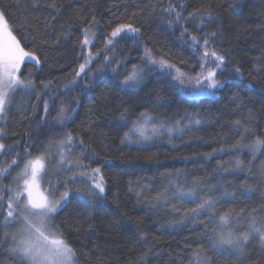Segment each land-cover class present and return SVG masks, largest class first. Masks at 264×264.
I'll return each instance as SVG.
<instances>
[{"label":"trees","instance_id":"16d2710c","mask_svg":"<svg viewBox=\"0 0 264 264\" xmlns=\"http://www.w3.org/2000/svg\"><path fill=\"white\" fill-rule=\"evenodd\" d=\"M45 2L46 0H0V7L7 14L9 26L16 29L15 34L18 37L23 35L36 38L34 45L27 44L23 39L21 42L27 50L35 51L42 62L38 68L32 62L25 63L21 68L22 78L32 79L36 90L27 96L15 94L7 113V121L0 125L9 133L4 140L5 144L20 141L15 152L0 155V169L7 168L17 153L23 156L25 142L29 140L33 145L28 150L35 156L43 151L41 145L46 144L49 138L61 139L62 131H71L74 136L80 135L98 153L96 159L99 161L97 163L86 154L81 163L101 168L108 181V199L106 202L93 204L87 197L73 192L69 197L70 203L56 216L55 222L62 229L68 243L76 250L79 264H137L138 259L145 254L143 264H189L192 251L198 244H203L205 249L210 247L202 235L205 229L200 223H207V217L200 216L193 220L190 215L184 216L197 204L190 198L179 199L174 193L154 207H150L148 201L155 204L152 198L165 188H169L171 192L172 180H176L185 191L192 186L194 180L214 185L219 176L217 164L230 166L229 162L238 156L251 172L225 174V180L231 181L235 186L229 188V191L236 190L237 198H222L216 211H247L261 202L257 182L260 168L264 165V154H258L253 160L252 153L247 148L236 153L232 150V145L244 135L234 129L233 123L237 119L245 121L249 110L254 117L250 127L264 139V93L259 88L249 90L244 87L253 76L257 77L260 84H264V79L257 75L258 69H264V0H171L177 8L181 4L186 5L182 9L185 16L197 8L209 6L219 13V22L208 25L205 30L222 32L214 46L228 60L223 78L235 80L240 87L229 85V88L218 92L215 97L200 98L173 92L166 79L155 75H150L137 89L121 90L116 84L117 75L111 71L115 64L105 66L102 78L98 77L91 92L75 89L61 95L63 84L67 83L72 70L83 62L78 42L83 39L81 28L87 26L86 18L93 14V10L100 22L95 29L93 52L103 50L105 34L110 31L108 22L115 21L112 12L121 17L120 22L128 21L139 25L147 21L143 28L142 43H134L130 39L121 40L115 51L109 52L112 60L121 65L117 73H123L125 67L130 69L132 64H139L145 45L153 49L157 59L163 55L185 73L195 75L199 72V65L191 47L179 38L181 28L168 29L159 18L158 9L167 0H160L159 3L158 0H58L64 6V14L56 19L51 18L50 10L43 8ZM133 13H136L135 17ZM25 19L28 26L21 27ZM45 23L51 26L47 36L44 32ZM197 24L198 20H189L185 26L195 34ZM61 25L64 26L63 29ZM64 30L71 33L67 41L61 39L58 46L54 45L52 40ZM45 38L49 39L47 45L41 42ZM101 64L102 60L93 61V71ZM234 67H239L244 73L243 80L229 75ZM120 78H123L122 75ZM49 80L56 83L55 96L41 85V81ZM157 91L167 99L157 102ZM237 91L243 100L242 105L232 99V93ZM36 93L41 94L39 100L36 99ZM45 99L49 101L50 107L46 124H41ZM73 99H78L80 106L74 119L66 121V128L62 130L55 122L58 108L62 102L71 105ZM33 107L36 108L35 114L32 112ZM123 108L130 111L129 121L135 120L143 111H148L160 121H175L186 113H197L202 124L185 128L182 133H174L170 138L171 142L165 134L145 144H122L121 139L128 130L119 120L120 110ZM89 120L95 121L92 127H88ZM13 132L18 135L13 136ZM254 139L253 136H247L243 142L248 144ZM221 148L226 151L220 152ZM79 153L77 146L69 154V158L74 161L79 158ZM206 153H212V158L207 159L204 155ZM57 159L50 155L48 161L51 163L46 162L45 171L53 173L43 176L46 190V181L55 183L57 179L64 180L71 175L57 166ZM9 171L10 176L0 178V189L16 187L12 178L20 169L13 167ZM245 179L257 190L248 196H241L239 188ZM129 180H143V183H134V191L130 192ZM75 186L78 185L69 181V187ZM63 190L60 188V191ZM141 190L144 201L135 196V192ZM0 194L6 197L8 195L6 192ZM197 195L203 197L207 192L198 190ZM217 195L221 194L218 192ZM173 205L177 209L175 212ZM246 223V220L241 221L242 226ZM209 227L213 225L209 224ZM2 231L5 229L0 227V232ZM141 235L146 238L140 239ZM250 246L252 259L257 260L259 240L253 238ZM209 254L213 256L215 264H234L231 258L211 252ZM0 259L5 260L6 264H15L7 257L0 256ZM259 264H264V256H259Z\"/></svg>","mask_w":264,"mask_h":264},{"label":"snow or ice","instance_id":"6c2138e0","mask_svg":"<svg viewBox=\"0 0 264 264\" xmlns=\"http://www.w3.org/2000/svg\"><path fill=\"white\" fill-rule=\"evenodd\" d=\"M159 2L160 0H158ZM185 7L186 5L181 4L177 8L171 0H167V3L158 9L159 18L162 23L167 25L168 29L181 28L179 38L191 47L199 65V72L195 75L185 73L163 55L157 59L153 49L146 45L143 48V56L140 58L139 64H132L130 69L125 67L123 73H117V69L121 65L112 60L109 52H114L121 40L130 39L134 43H142L144 41L143 28L147 21L145 20L139 25L128 21L120 22L121 17L112 12L115 21L109 20L108 22L110 31L105 34L103 50L97 49L93 52L92 46L96 38L95 29L100 23L93 10V14L86 18L87 26L81 28L83 39L78 42L83 62L72 70L70 78H68L67 83L63 84V91L60 94L64 95L75 89L91 92L98 77L102 78L105 66L111 64H115L111 71L117 75L116 84L121 90L139 88L150 75L166 79L173 92L193 98L214 97L218 92L229 88V85L240 87L235 80L223 78L228 60L214 46V42L219 36H222V32L205 30L208 25L219 22V13L209 6L197 8L185 16L182 11ZM43 8L50 10L52 19L64 14V6L58 0H46ZM6 16L3 7H0V125L7 121V113L15 94L27 96L35 93V82L30 78H22L21 66L26 60L32 62L37 68L42 63L36 52L27 50L21 42L23 39L27 44L34 45L36 38L23 35L18 37L15 34L16 29L9 26ZM135 16L136 13H133V17ZM189 20L199 21V24L196 25L195 34L185 26ZM27 26L28 22L25 19L21 27ZM63 27L61 25L62 29ZM50 28L51 26L45 23L44 32L46 36ZM70 34L69 30H64L61 35L52 40V43L58 46L61 39L67 41ZM41 42L47 45L49 39L45 38ZM100 60L103 61V64L93 71V61L99 62ZM121 75L122 79L120 78ZM229 75H234L241 80L244 79V73L239 67H234ZM257 75L264 79V69H258ZM41 85L55 96L57 89L54 81H41ZM244 87L249 90L259 88V91L264 93V84H260L255 76L247 80ZM40 95V93H36L37 100L40 99ZM166 99L159 94V91L156 92L157 102H163ZM232 99L239 101L240 105L243 104L238 91L232 93ZM79 106L78 99H73L71 105L61 103L55 122L62 130L66 128V121L74 119ZM49 107V101L45 99L43 101L44 116L41 118V124H46ZM32 112L33 114L36 113L35 107L32 108ZM129 114L128 108L120 110L119 120L128 127L121 139L122 144H145L165 134L168 135L169 142H171L170 138L174 133H182L185 128L190 129L202 124L197 113H186L184 117L175 121H160L150 115L148 111L141 112L135 120L129 121ZM253 120L254 117L249 110V115L245 121L239 119L234 121V129L241 131L244 135H241L240 140L232 145V150L239 153L247 148L255 160L258 154H264V139L250 127ZM184 121L187 122L184 123ZM94 123V120H89L88 127H92ZM12 135L16 136L18 133L13 132ZM8 136L7 129L0 126V155L15 152L16 148L20 146L19 140L11 145L5 144L4 140ZM247 136H253L255 139L251 143L245 144L243 141ZM32 145L31 140L25 142L24 155L20 156L17 153L16 158L12 159L7 168L0 169V178L10 176L9 170L13 167L20 169L12 178L16 187L9 186L0 189V193H8L7 197L0 194V227L5 229V231L0 232V256L7 257L15 264H79L76 250L68 243L55 219L58 212L67 203H70L69 197L73 192L87 197L93 204L107 201L108 181L105 179L101 168L90 167L81 163V159L85 158L86 154H88V158L96 160L98 163L99 161L96 159L98 153L91 145L86 144L80 135L74 136L71 131H62V138L58 140L49 138L46 144L41 145L43 151L38 155L33 156L28 150ZM77 146L80 149L79 158L73 161L69 158V154ZM219 151L224 152L226 149L221 148ZM50 155L56 156L58 158L55 161L57 166L64 173H71V175H68L64 180L57 179L55 183L46 181L48 188L45 191L40 185V173L43 172L45 176L53 174L50 170L45 171L46 162L51 163L48 161ZM204 155L207 159H211L213 154L206 153ZM105 162L107 163V161ZM229 165L217 164L219 176L214 185H207L201 180H194L192 186L185 191L176 180H172L170 182L171 192L169 188H165L163 192L157 193L152 198L155 204L148 201L149 206L154 207L161 203L162 199L166 201L167 197L174 193L175 197L179 199L190 198L193 203L197 204L195 208L189 209L184 216L190 215L193 220L200 216L207 217V223L204 221L200 223L205 229L202 235L210 247L205 249L203 244H198L196 249L192 251L189 264H215L213 256L209 254L210 252L231 258L234 264H259V256H264V165L260 168L259 181L257 182L261 193L259 205L247 211L241 209L240 212L233 210L217 212V204L221 202L222 198H237L236 190L229 191V188L235 186L231 181L225 180V174L234 175L242 171L251 172V169L238 156L231 160ZM57 175L59 174L57 173ZM69 181L78 186L69 187ZM134 183L140 185L143 180H129L130 192L134 191ZM60 188L64 190L60 191ZM198 190H206L207 195L198 196ZM256 190L245 179L240 185L239 193L241 196H248ZM218 192L221 194L220 196L217 195ZM135 196L140 201L145 200L143 190L136 191ZM172 208L174 212L177 211L175 205ZM243 220H246L247 223L242 226L241 221ZM180 222L182 221H178V223ZM136 223L139 226V221ZM209 224L213 227H209ZM7 229L13 230L8 231ZM145 238L144 235L140 237L142 240ZM253 238H257L260 243L257 260L252 259V251L250 250V241ZM145 256H141L137 264H143ZM0 264H6L5 260L0 259Z\"/></svg>","mask_w":264,"mask_h":264},{"label":"rangeland","instance_id":"374dc122","mask_svg":"<svg viewBox=\"0 0 264 264\" xmlns=\"http://www.w3.org/2000/svg\"><path fill=\"white\" fill-rule=\"evenodd\" d=\"M27 62H29V61H25V63H27ZM24 63V64H25ZM23 64V65H24ZM23 65L21 66V68L23 67ZM190 97V96H189ZM215 97V96H214ZM190 98H193V97H190ZM195 98H200V97H195ZM43 176H44V173L43 172H41L40 173V185H41V188H42V190H46V188H44V179H43ZM53 178H54V175L52 176ZM56 180V179H55ZM13 230V229H12Z\"/></svg>","mask_w":264,"mask_h":264}]
</instances>
